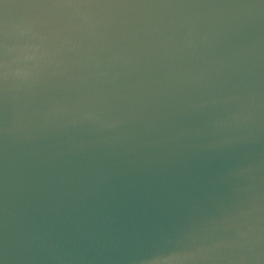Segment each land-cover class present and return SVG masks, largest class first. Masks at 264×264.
<instances>
[{"label": "water", "instance_id": "95a60500", "mask_svg": "<svg viewBox=\"0 0 264 264\" xmlns=\"http://www.w3.org/2000/svg\"><path fill=\"white\" fill-rule=\"evenodd\" d=\"M0 264H264V0H0Z\"/></svg>", "mask_w": 264, "mask_h": 264}]
</instances>
